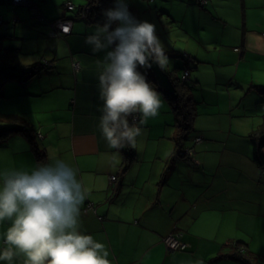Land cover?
<instances>
[{"label": "crops", "instance_id": "crops-1", "mask_svg": "<svg viewBox=\"0 0 264 264\" xmlns=\"http://www.w3.org/2000/svg\"><path fill=\"white\" fill-rule=\"evenodd\" d=\"M181 1L192 9L198 3L208 5L213 20L231 32L220 47L216 38L202 41V30L196 36L200 44H214L212 61L218 64H210L216 74L211 89L222 100L215 96L217 101L208 102L210 109L203 121L196 118L195 134L185 145L194 149L192 153L172 161V147L165 159L158 156L159 151L147 159L145 152L134 149L135 159L126 166L123 149V157L113 160L116 150L107 146L99 130L102 102L96 88L97 60L104 53L93 54L85 44L96 22L103 20L94 17L91 24L77 22L78 15L71 16L65 4L58 17L72 18V29L54 34L50 27L56 37L42 61H51L52 66L26 80L6 82L3 99L13 98V105L0 98L1 111L20 113L36 128L38 143L41 140L48 157L64 159L79 169L90 193L82 207V230L106 244L113 264H197L199 260L244 264L229 255L237 241L243 243L242 249L264 254V165L254 158L250 138L262 121L264 100L259 98L255 107L256 98H246L253 84L264 85V63L257 66L255 62V58L264 59V25L249 20V9L264 5V0ZM136 2L129 1L131 11L144 20ZM165 11L171 15L161 8V19ZM255 18L262 16L253 14ZM173 21H178L175 16ZM161 40L166 50L180 49ZM205 48L211 50L210 45ZM189 52L178 53L191 55L192 77V68L200 66L196 62L206 60H200L195 50ZM76 61L79 68L74 66ZM243 71L248 84L238 78ZM193 80V89L204 86L200 75ZM16 135L0 141V171L8 167L30 170L36 164L25 135L15 144ZM8 226V221L0 224V250L5 247L3 234ZM173 231L188 243L185 249L167 250L163 238ZM0 264H24V257Z\"/></svg>", "mask_w": 264, "mask_h": 264}, {"label": "clouds", "instance_id": "clouds-1", "mask_svg": "<svg viewBox=\"0 0 264 264\" xmlns=\"http://www.w3.org/2000/svg\"><path fill=\"white\" fill-rule=\"evenodd\" d=\"M101 15L85 44L93 54L104 53L97 60L99 130L116 150L115 160L123 149L137 147L144 126L160 114L165 101L148 72L166 70L170 57L156 24L137 18L129 0H113ZM89 194L79 169L61 158L0 171V224L10 222L0 261L23 256L24 264H113L106 244L82 230Z\"/></svg>", "mask_w": 264, "mask_h": 264}, {"label": "rangeland", "instance_id": "rangeland-1", "mask_svg": "<svg viewBox=\"0 0 264 264\" xmlns=\"http://www.w3.org/2000/svg\"><path fill=\"white\" fill-rule=\"evenodd\" d=\"M35 1L39 3L40 9L47 19L56 18L65 10L64 3L66 0ZM129 1L132 3L136 2V0ZM138 1L140 2V12L142 13L143 18L156 24L158 35L160 36V38L163 39L166 44L171 45V47L180 48H171V51L167 50V52L170 53L168 54V56L170 57V62L166 70L162 71L154 66V70L161 84L169 85L168 72L170 70L175 69L178 71L179 75L181 74L182 67L184 65L183 62L185 59H183L182 57L183 54L178 53L179 51L190 53V50H195L198 57L201 58L200 60H206L204 62H196L199 63L200 66L198 68H192L193 75L192 77H190L193 80V78H195L197 75H200L203 80L204 86L196 87L195 89H193V95L195 99L199 100L198 115L196 116V118L198 121H203L206 115V111L210 109L208 102L214 100L216 103L218 99L222 100V97L218 92H213L211 89L213 77H216V74L210 71V69H214L213 63L218 64L217 61H212L214 59L216 50L214 44H212V42L208 44H200V41L197 40L196 36H199V31L202 30L200 34L202 37L199 36L202 41L205 42L209 41L206 39L216 38V45L220 47V45H222V40L226 39V35L230 34L231 32L228 31L227 28L225 30L224 27H221V25L219 24V20H213V15L207 12V10H209L210 8L208 5L205 6L198 3V6L194 7L195 9H192L186 6L188 5L187 2H183L181 0ZM74 2L77 4V6H79L80 4L87 3V0H74ZM161 8L170 10L171 15H169L165 11L162 14L161 19L159 16ZM214 11L217 12V9H214ZM77 12L78 10H69V14L71 16L76 17L78 15V17H76L77 22H86L89 24L94 23L89 21L87 22L86 18L81 17L78 14L79 12ZM0 13L4 18V21L0 27V35H3L2 39H0V50H5V48L7 47L18 48V50L20 51V67L34 64L35 62H38L40 60L42 61L43 56L45 54H48V52L51 50L50 47L52 46L53 40L56 37L51 33V28L48 22L42 21L38 17L33 16L31 8L26 4L14 5L13 3L0 2ZM101 13L102 12H99L97 14L98 17L95 18L102 21L103 17ZM249 13H251V16L249 15L250 24L255 22L264 25V5L250 8ZM253 14H260L262 18H260V20L256 18L252 19ZM15 15H17L18 17L17 20L14 19ZM174 16L178 21H173ZM215 21L217 23H215ZM200 27H204V29H200ZM207 45H210L211 50L205 48ZM238 47L239 48L237 50L241 49L240 46ZM7 61L9 62V60ZM208 61H211V63H209ZM255 62L259 63V65L256 64L257 66H260L262 63H264V59L255 58ZM0 64L8 65L3 59L0 61ZM210 64H212L213 66H211ZM245 65L246 64L243 63L241 67H245ZM238 78L243 79L247 83V76L245 74V71L239 72ZM254 90L255 89L247 93L246 98L250 99L251 97H255L256 99L254 101V105L256 107L260 103L259 102L257 104V100L259 98H262L264 100V95ZM215 96L217 97V100L213 99ZM0 98L3 101H10L9 104L11 105L14 104L13 98ZM203 98H205L206 100H204ZM163 99L165 103L160 110V114L156 118L150 119L144 126L146 129V134L143 137L139 138L137 147L135 148V150L145 152L143 156H145L147 159H150L154 156V151H159L158 156H161L162 158L164 156V159L168 156V152H171V147L173 148L172 153L174 152L175 113L169 102L166 100L164 94ZM263 103L262 105H264ZM194 134L195 129H192L188 135V138L184 142L185 145L191 141V138ZM22 135L24 134H17L16 136H14L15 144L21 143L20 141L22 139ZM22 137H25L27 144L31 147L29 138L26 135ZM37 141H39V139H37ZM127 149L128 148L124 149L126 153L128 152ZM31 153L37 163L35 152L32 149ZM120 155L123 157L122 151L119 156ZM182 157L183 156H180V158ZM159 163H161V160L159 161Z\"/></svg>", "mask_w": 264, "mask_h": 264}, {"label": "trees", "instance_id": "trees-1", "mask_svg": "<svg viewBox=\"0 0 264 264\" xmlns=\"http://www.w3.org/2000/svg\"><path fill=\"white\" fill-rule=\"evenodd\" d=\"M112 4L113 0H91L90 10L86 19L93 22V18L96 17L99 12H102L105 8L111 7ZM76 10L80 12L79 6ZM2 37L3 35H0V39H2ZM2 50L3 49L0 50V61L3 59L8 65L0 64V97L5 95L4 85L8 80L14 78L26 80L30 76H33L43 69L52 66L51 61H38L34 64H29L28 66H22L21 64L22 67H20V51L18 48L7 47L5 50ZM167 54L170 53L167 52ZM182 57L185 59L182 67V73L179 75L177 70H170L168 72L169 85H163L159 82L154 67L148 72L149 80L156 83L158 90L164 94L166 100L169 102L175 113V149L171 157L172 161L185 155L184 152L186 146L184 142L188 138L190 131L194 128L195 118L198 113V101L193 95L194 80L190 78L191 68L188 65L192 57L188 53L183 54ZM7 60H9V62ZM186 69H188L190 73L187 78H183ZM251 87L264 95V85L253 84ZM0 123V141L9 138L13 134H24L29 138L31 149L35 152L37 162H47L48 156L37 141V130L29 123L24 115L17 112H4L0 110ZM250 138L254 145L253 156L257 162L263 166L264 113L261 123L253 128ZM128 149L129 151L125 155L126 166H128L135 159L136 155L134 149ZM242 244L243 243L241 241L235 242V250L229 255L239 259L244 264H264V254L242 249Z\"/></svg>", "mask_w": 264, "mask_h": 264}, {"label": "built area", "instance_id": "built-area-1", "mask_svg": "<svg viewBox=\"0 0 264 264\" xmlns=\"http://www.w3.org/2000/svg\"><path fill=\"white\" fill-rule=\"evenodd\" d=\"M90 1L91 0H87V3L79 5V9H80L79 14L81 17H84V18L87 17V14L90 10ZM206 1L207 0H200L202 4H205ZM0 2L13 3L14 5H23V4L28 5L31 8L33 16L38 17L42 21L49 22V24L52 27V33L54 34H63V33L66 34V33L71 32L72 24H73L72 18L61 16V17H57L53 19H47L44 16L43 12L41 11L39 4L35 0H0ZM64 4L66 8L69 10H74L78 7L77 4L74 2V0H66ZM129 6L131 10L132 6L130 3H129ZM17 18H18L17 15H15L14 19H17ZM3 20H4L3 15L0 13V27L3 23ZM64 29H68V31L65 32ZM238 48L239 47H236V49ZM74 66L76 68H79L80 67L79 61L74 62ZM189 73H190L189 70L186 69L184 72L183 78H187ZM201 139H202L201 137L197 138L198 141H200ZM193 150H194L193 148H186L184 153L190 154L193 152ZM116 177H117L116 175H112L111 179L114 180L116 179ZM163 240H164V243L168 251L183 250L188 245L187 242L181 239L180 233L177 231L168 233L167 235H165Z\"/></svg>", "mask_w": 264, "mask_h": 264}]
</instances>
